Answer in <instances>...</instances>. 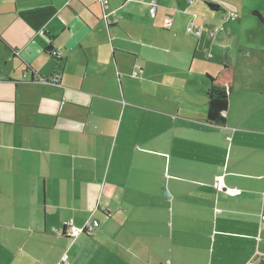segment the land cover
<instances>
[{
	"label": "crops",
	"instance_id": "crops-1",
	"mask_svg": "<svg viewBox=\"0 0 264 264\" xmlns=\"http://www.w3.org/2000/svg\"><path fill=\"white\" fill-rule=\"evenodd\" d=\"M151 1L0 0V264H264V0Z\"/></svg>",
	"mask_w": 264,
	"mask_h": 264
},
{
	"label": "built area",
	"instance_id": "built-area-1",
	"mask_svg": "<svg viewBox=\"0 0 264 264\" xmlns=\"http://www.w3.org/2000/svg\"><path fill=\"white\" fill-rule=\"evenodd\" d=\"M98 2L102 5V7L104 9V19L111 24L115 23L116 20L109 21V16H108V10L110 8L109 0H98ZM193 3H194V0L189 1V4H193ZM149 7H150L149 8V14H150L151 18L155 19L157 17V12H158L157 1L152 0L149 4ZM231 15H233L234 17H237L236 14H231ZM193 19L194 20L197 19L196 14H193ZM170 27H172V22H167L165 24V28H170ZM220 30H222V26H218V27L214 26L212 29L208 30V32H207L208 36L210 38H212ZM187 32L190 35H194L196 37H201L203 32H204V29L199 27V26L197 27L196 25H194V23H191L187 27ZM51 55L53 57H55L56 59H62V54L58 51H52ZM60 80H61L60 75L56 74V75L52 76L49 81L54 83V84H59ZM215 185H216V188L219 192H221L225 195H228V196L236 197V196L241 195V193H242V191L238 188L227 187L224 184L223 177H217L215 180ZM262 218L264 219V215L262 216ZM65 227L69 231L67 235L70 238H77L79 235H81L83 233L87 234V235L92 234L96 229H98L100 227V223L98 221L89 222L88 224H86V226H84V228L79 229V228L74 227L70 222H67L65 224ZM61 264H69L67 261V257L63 258V261Z\"/></svg>",
	"mask_w": 264,
	"mask_h": 264
},
{
	"label": "trees",
	"instance_id": "trees-1",
	"mask_svg": "<svg viewBox=\"0 0 264 264\" xmlns=\"http://www.w3.org/2000/svg\"><path fill=\"white\" fill-rule=\"evenodd\" d=\"M205 5L213 11L219 8L217 5L209 2H206ZM207 78L209 82V88L207 90V120L211 123L222 125L225 123L224 114L230 104L235 69L230 65H225L216 76H208Z\"/></svg>",
	"mask_w": 264,
	"mask_h": 264
},
{
	"label": "rangeland",
	"instance_id": "rangeland-1",
	"mask_svg": "<svg viewBox=\"0 0 264 264\" xmlns=\"http://www.w3.org/2000/svg\"><path fill=\"white\" fill-rule=\"evenodd\" d=\"M211 2H214L218 5H224L226 6L227 2L229 0H210ZM195 5H194V11L197 15H204V16H209L210 15V9L205 5L206 1L203 2L202 0H195ZM210 2V3H211ZM226 10L224 8L221 7V12H225ZM184 34L187 35V36H190V34H188L187 32V27L184 28ZM211 52L208 53V57L211 58L214 56L215 52H213L212 50H210Z\"/></svg>",
	"mask_w": 264,
	"mask_h": 264
}]
</instances>
